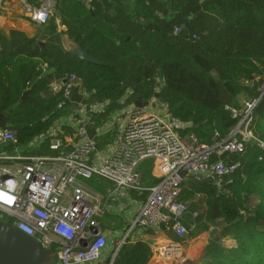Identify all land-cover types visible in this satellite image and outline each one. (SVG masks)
Returning a JSON list of instances; mask_svg holds the SVG:
<instances>
[{"label": "trees", "instance_id": "1", "mask_svg": "<svg viewBox=\"0 0 264 264\" xmlns=\"http://www.w3.org/2000/svg\"><path fill=\"white\" fill-rule=\"evenodd\" d=\"M56 9L68 16L74 44L98 63L82 61L59 44L34 48L36 37L0 34V115L21 147L68 112L69 101L59 109L62 95L48 86L71 72L82 80L85 102L106 101L111 111L129 90L128 102L156 97L184 123L181 136L194 135L207 145L226 139L237 123L228 107H240V96L256 99L251 128L264 141V0H57ZM48 23L46 31L58 36L53 21ZM41 64L46 76L36 69ZM31 152L56 151L44 143ZM220 158L239 162L238 169L219 184L188 175L181 185L179 200L198 212L195 226L184 237L170 227L162 231L186 245L212 227L199 264H264V151L248 142L243 152ZM91 180L96 186L97 179ZM227 238L236 244L227 245ZM151 256L145 241L129 238L112 264H145Z\"/></svg>", "mask_w": 264, "mask_h": 264}, {"label": "built area", "instance_id": "2", "mask_svg": "<svg viewBox=\"0 0 264 264\" xmlns=\"http://www.w3.org/2000/svg\"><path fill=\"white\" fill-rule=\"evenodd\" d=\"M80 1L88 5L93 0ZM8 3L18 4L20 14L33 24L50 22L57 11V0H0V9ZM178 30L175 27L174 31ZM79 85L82 87V81L75 72L55 80L53 87L63 98L59 109ZM130 93L127 91L119 107L111 111L106 101H84L77 109L61 114L48 131L26 145L28 152L21 151L16 130L0 127V221L31 236L43 249L52 250L54 264L102 261L109 232L101 220L112 211L128 210L130 217L114 240L109 264L129 238L140 239L142 232L170 227L178 237L186 236L198 217V212L189 211L179 200L186 177L216 179L219 184L223 176L239 167V162L228 163L221 155L243 152L248 142L264 151V141L251 128L256 99L245 98L238 108L227 106L237 123L226 139L207 145L194 135L181 136L179 129L184 123L171 116L166 103L152 97L139 106L127 101ZM106 114L91 136L95 117ZM110 133H114L112 138L99 147L100 138ZM44 143L56 152H30ZM6 146L14 150L8 152ZM215 155L219 158L214 159ZM92 178L100 188L82 181ZM133 194L142 198L134 215L130 211ZM65 225L71 229L68 235L61 231ZM155 255L160 261L183 263L184 245L171 240L160 245Z\"/></svg>", "mask_w": 264, "mask_h": 264}, {"label": "crops", "instance_id": "3", "mask_svg": "<svg viewBox=\"0 0 264 264\" xmlns=\"http://www.w3.org/2000/svg\"><path fill=\"white\" fill-rule=\"evenodd\" d=\"M8 5H13V6H11V8L6 7L2 11L0 10V25L7 32V36L3 35L6 38H10L11 33L15 31V32L25 34L27 37H36V44L34 48L40 47L46 50L48 43H54V44L61 45V47L65 51L73 52L74 48L77 47L70 37V33L72 32V27H71V23L67 15L57 13L58 11H56V14L50 20V22L53 21V23L56 25L57 31L59 33L58 36L55 37L53 36V34L48 33L46 29H43V28L41 29L40 27H38V25H42V24H35V25L31 24L30 23L31 21L28 18L20 14V11L18 9V4L8 3ZM38 42H43L46 45L43 46L39 44ZM36 69L39 71H42L43 75L46 76V71H47L46 65L41 64ZM59 78L60 77L52 79L48 86L50 92L53 95L58 94V93L62 95L61 91H58V89H54L53 87L55 80ZM85 99L86 97H85V91L83 90V87H81V85L75 87L73 90L72 97L69 100L68 111L69 110L73 111L77 109L78 106L85 101ZM105 119L101 120L99 123L96 122V124L92 127V130L90 132V133H93L91 136L95 135V130H94L95 127L97 126L98 128L104 122ZM113 134L114 133H110V134H107L105 137H101L99 141V147H102L104 143H106L110 138H112ZM21 148L20 149L22 152H28V149L26 146H22ZM37 148H33V150H37ZM6 149L8 152H12L14 150L11 146H6ZM141 199H142L141 197L133 194V198L132 200H130L131 206L129 205L131 207L130 211L133 215L137 212L140 206ZM127 216L130 217L128 210H125L123 212L121 211L120 213L112 211V212L107 213L104 219L101 220V225L105 229H107L109 232L108 233L109 240H108L106 257L103 258L102 261H104L107 257L111 256L110 253H112V250L114 247V240L116 241L117 237L121 235L124 229L126 228ZM160 230L159 231L148 230V231L142 232L139 236V238L145 241L152 250V256L145 264H173L172 262L160 261L155 255L156 250L160 245L166 244L171 241V239L163 233L162 229ZM210 236H211L210 231L205 232L201 234L197 239H194L190 241L188 244L184 245V249H185L184 262L199 264L200 258L211 238Z\"/></svg>", "mask_w": 264, "mask_h": 264}, {"label": "water", "instance_id": "4", "mask_svg": "<svg viewBox=\"0 0 264 264\" xmlns=\"http://www.w3.org/2000/svg\"><path fill=\"white\" fill-rule=\"evenodd\" d=\"M0 34L7 36V32L0 25ZM45 46L43 42H38ZM73 54L82 61L98 63V60L89 55L80 46L73 50ZM28 93L25 92L22 100L26 99ZM137 105L145 104L144 101L138 99ZM8 122L4 115H0V127H7ZM93 133H90L92 135ZM182 174L185 176L186 171ZM54 259V252L50 249H43L41 245L31 236L18 230L10 223L0 221V264H51ZM193 264V263H179Z\"/></svg>", "mask_w": 264, "mask_h": 264}, {"label": "rangeland", "instance_id": "5", "mask_svg": "<svg viewBox=\"0 0 264 264\" xmlns=\"http://www.w3.org/2000/svg\"><path fill=\"white\" fill-rule=\"evenodd\" d=\"M11 6H13V5H6V6H3V8L2 9H0L1 11L2 10H4V8H6V7H8V8H11ZM20 15V14H19ZM29 21V20H28ZM31 24H33L32 22H30ZM35 25V24H34ZM49 25V23H45V24H42V25H38V27H40L41 29L43 28V29H45V27H47ZM239 103L241 104L244 100H246L245 99V97L244 96H240V98H239ZM31 152V151H30ZM84 183H86V184H88V185H90V183H93V184H95V182L93 181V180H82ZM212 227H211V232H212ZM208 232V231H207ZM212 235L213 234H215V233H211ZM212 235L210 236V237H212ZM225 243L227 244V245H235L236 244V241L235 240H232V239H230V238H227L226 240H225ZM56 261V257L54 256V259H53V261H52V263H54Z\"/></svg>", "mask_w": 264, "mask_h": 264}, {"label": "clouds", "instance_id": "6", "mask_svg": "<svg viewBox=\"0 0 264 264\" xmlns=\"http://www.w3.org/2000/svg\"><path fill=\"white\" fill-rule=\"evenodd\" d=\"M70 230V227L67 225H65L63 229H61L63 235H68Z\"/></svg>", "mask_w": 264, "mask_h": 264}]
</instances>
